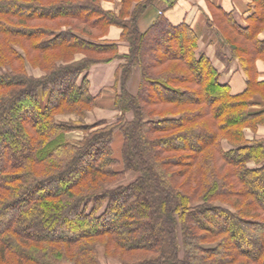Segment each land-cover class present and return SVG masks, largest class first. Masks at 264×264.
I'll list each match as a JSON object with an SVG mask.
<instances>
[{"label":"trees","instance_id":"trees-1","mask_svg":"<svg viewBox=\"0 0 264 264\" xmlns=\"http://www.w3.org/2000/svg\"><path fill=\"white\" fill-rule=\"evenodd\" d=\"M111 1L0 0V264H264V0L221 31L239 92L190 25L140 26L160 0ZM113 60L119 116L58 121L96 107L88 71Z\"/></svg>","mask_w":264,"mask_h":264},{"label":"crops","instance_id":"crops-1","mask_svg":"<svg viewBox=\"0 0 264 264\" xmlns=\"http://www.w3.org/2000/svg\"><path fill=\"white\" fill-rule=\"evenodd\" d=\"M160 2L159 9L153 6L144 11L139 19L140 26L145 28L150 25L160 13H163L174 25L181 23L190 25L198 34L199 51L213 62L220 72V80L228 82L232 91L239 92L243 88L245 74L239 63L231 58L228 44L221 31L224 30L223 23L227 21V18H231L238 26L244 28L253 14L254 0H160ZM102 7L118 13L121 3L120 0L102 2ZM120 34L121 29L112 26L106 38L119 43ZM258 38L264 39V31ZM121 44L123 47L124 43ZM119 64V60L95 64L88 71L89 90L97 99L96 107L89 114L95 120H114L118 114L113 106V98ZM256 65L258 78L264 79V63L257 61ZM132 86L136 87L135 93L138 87V76L129 80L127 88ZM95 91L97 92L94 93ZM256 101H259L258 97ZM252 108H264V102ZM246 132L250 135L248 137L246 134L248 139L264 138V127H258L254 131L247 129Z\"/></svg>","mask_w":264,"mask_h":264},{"label":"rangeland","instance_id":"rangeland-1","mask_svg":"<svg viewBox=\"0 0 264 264\" xmlns=\"http://www.w3.org/2000/svg\"><path fill=\"white\" fill-rule=\"evenodd\" d=\"M223 26H225V21L223 23ZM227 29V27H226ZM28 71L33 74V75H37L39 76L40 75V72L39 70H33L31 68L28 67ZM135 73H137V71H135ZM137 75V74H136ZM138 76V75H137ZM130 86V85H129ZM96 89V88H94ZM130 89V90H129ZM128 90L131 92V93H134V90H136V87L135 86H132V88H128ZM97 91H95L94 93H96ZM90 112V111H89ZM89 112H86L85 116L84 117H77L76 115H60L57 117V120L60 121V122H66V123H69L71 125H75V124H83V125H92L94 124L97 120L93 119ZM119 111H118V114H116V117L119 116ZM87 116V117H86ZM127 117L128 118H131V114L130 113H127ZM251 130V129H250ZM253 131V130H252ZM247 136L249 137V132H246ZM84 136V134L80 131H74V132H71V133H68L67 134V138L72 141V142H77L78 140L82 139ZM223 146L225 148H228L229 145L226 143V142H223ZM135 174L132 173V172H129L126 174L125 176V179L123 181V183H128V182H131L134 178H135ZM99 264H119L118 261L116 260H113V259H107L102 252H100V255H99Z\"/></svg>","mask_w":264,"mask_h":264}]
</instances>
